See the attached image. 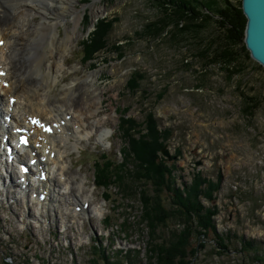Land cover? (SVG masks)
Returning <instances> with one entry per match:
<instances>
[{
    "label": "rangeland",
    "instance_id": "obj_1",
    "mask_svg": "<svg viewBox=\"0 0 264 264\" xmlns=\"http://www.w3.org/2000/svg\"><path fill=\"white\" fill-rule=\"evenodd\" d=\"M157 2L78 0L75 3L84 14L78 26L79 35L63 54L62 72L49 92L59 96L68 82L80 77L85 80L78 87L79 97L85 89L93 95L92 90H98L94 102L101 111L93 120L105 122L101 127L104 137L96 132L83 137L79 148H72L65 158L69 165L74 163L71 173L83 183V195L88 196L89 207L86 212L76 210L75 205L82 207L84 201L76 200L77 184L72 191L62 186L57 189L58 201L43 216L41 206L34 203L37 196L29 202L31 192L27 199L18 192L17 174V185L5 188L0 184V264H91L95 259L92 244L96 240H102L109 250L113 244L115 248L136 247L141 262L146 263L149 228L138 223L141 213L138 198L119 194L115 186L96 187L94 181L95 162L103 152L114 161L123 160L121 151L127 144L120 129L121 118L134 117L142 122L148 111L154 113L159 128L172 129L161 154L177 166L178 184L191 182L196 170L214 180L218 175L222 179L216 199L219 213L215 219L220 233L229 234L232 241L228 250L222 252L213 237L208 238L205 248L198 250L195 264H261L250 257L243 259L238 250L242 245L240 237H244L256 241L264 255V67L242 56L244 71L230 75L225 67L210 63L204 52L207 46L215 44L219 35L215 25L199 35H186L179 40L171 39V29L154 38L141 35L145 23L162 15ZM98 9L100 13L95 15ZM86 14L88 23L84 22ZM102 18L116 20L109 34L110 48L94 66L82 60V43ZM68 25L73 27L74 23ZM59 28L64 37L66 24ZM117 43L123 46V57L111 47ZM46 66L47 61L45 71ZM134 71H140L145 78L140 89L132 93L127 82ZM45 75L37 79L44 87L47 86ZM244 93L261 99V105L251 114L244 109ZM80 113H73L77 116L74 119ZM105 192L111 195L107 200ZM29 210L34 214L29 215ZM109 215L112 226L107 229L105 217ZM125 222L131 226L128 231H123ZM170 227H175L174 221ZM167 231L169 227H164L160 235ZM196 243L193 239V244Z\"/></svg>",
    "mask_w": 264,
    "mask_h": 264
},
{
    "label": "trees",
    "instance_id": "obj_2",
    "mask_svg": "<svg viewBox=\"0 0 264 264\" xmlns=\"http://www.w3.org/2000/svg\"><path fill=\"white\" fill-rule=\"evenodd\" d=\"M157 1L162 15L145 23L139 32L141 35L154 38L171 29V39L179 40L186 35H199L215 25L219 35L215 44L207 46L204 52L210 63L220 64L230 75L244 71L242 56L264 67L251 56L246 45L248 18L243 10V0ZM115 20L102 18L95 24L82 43L84 62L95 66V61L110 48L109 34ZM84 22H89L88 14ZM111 47L121 57L125 55L121 43ZM144 78L143 73L134 71L127 82V89L135 93ZM243 96L244 109L249 114L262 103L258 96L246 93ZM120 129L127 144V148L122 150L123 160L114 161L103 153L101 159L95 162V183L107 188L118 187L119 192L127 198H138L141 206L138 223H145L149 228L148 260L145 264H195L198 250L205 248V241L210 237L223 249L222 252L228 250L232 241L230 235L220 233L215 219L219 213L216 199L221 189V176L214 180L204 176L201 170H196L191 182L178 184L175 173L177 166L161 154L162 145L168 140L172 129L159 128L153 112H146L142 122L123 116ZM105 195L111 197L109 192ZM110 220L111 217L107 216L108 225H111ZM171 221H174V228L170 227ZM164 227H169V231L161 236L160 230L164 232ZM130 228L125 222L123 231ZM125 234L130 235L128 232ZM193 239L197 240L196 245ZM240 243L242 245L238 251L243 259L250 257L264 263V255L260 253L256 241L240 237ZM93 248L95 259H92V264H143L139 258L140 251L136 249L116 251L112 246V250H109L99 241L93 244Z\"/></svg>",
    "mask_w": 264,
    "mask_h": 264
},
{
    "label": "bare ground",
    "instance_id": "obj_3",
    "mask_svg": "<svg viewBox=\"0 0 264 264\" xmlns=\"http://www.w3.org/2000/svg\"><path fill=\"white\" fill-rule=\"evenodd\" d=\"M77 1L0 0V42H2L0 43V85L2 86L0 110L2 109L5 115L8 111L13 117L6 129H1L3 126L0 125V141L4 133L12 135L14 125L27 126L30 129V143L24 147L20 159L36 158L34 168L37 171H45L47 177L43 179L35 174L21 172L20 175L27 179L31 178L33 183L28 184L27 191L32 195L39 191L46 193L44 200H40L39 196L34 200V203L41 206L43 216L48 215L50 205L58 201L60 192L57 193V189L63 188L62 186L72 191L77 184L75 189L82 199L75 194L76 200L89 201L88 196L83 195V183H79L76 176L72 175L71 163L69 165L65 158L71 153L72 148H79L83 137L91 136L93 132L104 137L101 127L105 122L93 120V117L101 111L94 102L98 90L94 88L93 95L85 89L81 97L78 95L80 82L85 78L80 77L68 82L59 96H52L49 92L57 83V76L62 72L63 54L71 47L73 39L79 35L78 26L84 14L78 11L75 4ZM99 13L98 9L95 15ZM68 15H72L73 18H68ZM69 22L74 23L73 27L68 25ZM61 24H66L64 37H61L59 28ZM46 61L47 71H45ZM44 73L46 75L43 80L47 83L46 87L37 80ZM14 75L18 78L13 79ZM10 97H15L13 103ZM83 100L84 106H82ZM76 111L81 113L74 119L77 117L73 115ZM32 117L40 121L58 122V126L52 129L53 132H43L38 121L34 124L30 122ZM107 131L105 130L106 134ZM3 154L5 155V152L1 155ZM12 166L13 164L8 165L6 169L11 178L10 182L17 185L15 179L17 172ZM31 171L33 172V169ZM2 172L0 170V173ZM7 193L9 194V191ZM26 195L28 196L29 193ZM32 195L29 202L33 201ZM97 210L99 211L100 208ZM31 214L34 213L29 210V215Z\"/></svg>",
    "mask_w": 264,
    "mask_h": 264
},
{
    "label": "water",
    "instance_id": "obj_4",
    "mask_svg": "<svg viewBox=\"0 0 264 264\" xmlns=\"http://www.w3.org/2000/svg\"><path fill=\"white\" fill-rule=\"evenodd\" d=\"M243 10L248 18L245 41L251 56L264 66V0H243ZM167 155V151L163 148Z\"/></svg>",
    "mask_w": 264,
    "mask_h": 264
},
{
    "label": "snow or ice",
    "instance_id": "obj_5",
    "mask_svg": "<svg viewBox=\"0 0 264 264\" xmlns=\"http://www.w3.org/2000/svg\"><path fill=\"white\" fill-rule=\"evenodd\" d=\"M0 43H2V42H0ZM48 130H50V129H48Z\"/></svg>",
    "mask_w": 264,
    "mask_h": 264
}]
</instances>
